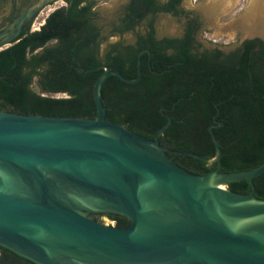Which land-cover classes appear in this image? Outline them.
<instances>
[{
	"label": "water",
	"instance_id": "water-1",
	"mask_svg": "<svg viewBox=\"0 0 264 264\" xmlns=\"http://www.w3.org/2000/svg\"><path fill=\"white\" fill-rule=\"evenodd\" d=\"M44 5L22 13L11 30ZM100 68L94 119L0 111V246L36 264H264V200L253 184L264 162L221 172L211 132L215 157L207 161L219 167L187 172L157 140L105 118L102 83L110 75L133 83L140 72L129 80L105 66L93 70ZM237 181L251 191H229ZM91 214L130 224L105 225Z\"/></svg>",
	"mask_w": 264,
	"mask_h": 264
},
{
	"label": "trees",
	"instance_id": "trees-1",
	"mask_svg": "<svg viewBox=\"0 0 264 264\" xmlns=\"http://www.w3.org/2000/svg\"><path fill=\"white\" fill-rule=\"evenodd\" d=\"M66 1L69 5L50 13L39 30L26 33L0 51V111L94 119L97 110L93 86L103 69H93L105 66L129 80L136 79L140 72V78L133 83L123 82L114 75L102 83L100 99L107 120L148 139V126L162 127L167 122L159 112L163 106L175 122L166 132L176 140L175 149L193 155L181 159L191 168L183 169L205 175L211 169L205 167L204 159L215 155L205 125L220 109L217 120L223 127L214 132L222 145L221 171H245L264 162V43L261 40L244 41L222 65L212 58L209 64L198 62L190 66L191 61L198 60L187 53L188 40L178 45L169 40L156 41L150 20L147 24L150 33L139 36L136 47L116 44L102 56L103 39L90 22L92 13L96 14L91 11L95 3ZM181 2L130 0L120 31L133 30L149 15H182L185 12L178 9ZM173 45L182 49L178 55L180 65H175L174 59L163 52ZM143 48H148L150 54H141L139 61L137 54ZM57 94L65 97H56ZM192 110L193 115L184 117L185 112ZM179 120L184 122L180 124ZM192 135L196 144L190 145ZM253 184L255 197L264 200V172L253 179ZM227 189L237 194L251 191L246 181L230 183ZM106 215L116 227L130 224L123 216ZM0 264L36 263L0 246Z\"/></svg>",
	"mask_w": 264,
	"mask_h": 264
},
{
	"label": "flooded vegetation",
	"instance_id": "flooded-vegetation-1",
	"mask_svg": "<svg viewBox=\"0 0 264 264\" xmlns=\"http://www.w3.org/2000/svg\"><path fill=\"white\" fill-rule=\"evenodd\" d=\"M42 1H45V5L43 6L42 10L45 9L49 5H54L57 3V1H62L63 4L62 6H59L57 8H54V10L59 9V8H64L67 7L69 4L67 3L66 0H0V42L9 40V43L7 47L11 46L12 44L18 42L26 33H30L33 31H36L35 28L33 27L34 21L39 15V13L42 11H39L36 15L26 18L19 29L11 30L13 23L15 20L25 11H27L30 8L38 6ZM88 3L94 2V0H87ZM130 2V1H129ZM95 3V2H94ZM182 3V2H181ZM129 4V3H128ZM127 4V5H128ZM95 7L96 5H93L91 8L92 12H95ZM178 9L182 10L185 12L184 9L181 8V4L178 6ZM53 10V11H54ZM52 11V12H53ZM51 12V13H52ZM49 15V14H48ZM46 16V18L48 17ZM171 15V14H170ZM151 16V15H149ZM173 18H180L185 16V22L182 25V30L172 36H162L158 37L156 35L155 29L153 32V37L156 41H163V40H169V41H174V45L181 44L185 39L188 40L186 44V51L187 53L193 55L198 61L190 62V66H194L198 64V62L201 63V65L209 64L210 60L212 58H216L217 63L220 65L224 64L225 61L227 60V57H229L232 53H234L240 46L241 44L246 41V40H253V39H259L263 43L264 41L260 39L259 37H255L252 39H244L241 42H239L235 47L229 48L226 50L224 47L218 46L216 43V40H211L208 38V36H203L204 38H207L211 40L213 43L211 46H205L203 42L200 41V38L198 37V34L201 32V24L199 21V17L197 15H192V14H182V15H171ZM97 13L93 14L90 16V22L93 24V26L98 30L99 38L103 39V42L100 45V55H104V53L110 49L111 46H114L116 44H120L123 47L127 46H133L136 47L137 45V40L139 36L145 37L148 33H150V29L146 26V29L143 33L138 32L136 30V27L133 30H127V31H120V29L124 26L122 19L124 16H121L119 20L116 23H112L108 30L104 32V27L102 24L98 22L97 19ZM45 18V19H46ZM45 19L42 24L45 23ZM41 24V25H42ZM40 25V26H41ZM40 28V27H39ZM39 28L37 30H39ZM196 28V29H195ZM133 34L134 35V41L132 43H124L122 40L125 35L127 34ZM201 34H204L202 31ZM112 39H117L115 42H109L108 40ZM106 44V47L102 50V45ZM171 46V47H166L163 52H165L166 55L171 56L174 59V64L175 65H180V62L178 61L179 58V52L182 49H178V46ZM5 47V48H7ZM3 49H0V51ZM149 53L150 50L148 48H143L141 49L138 54H137V59L140 61V56L143 53ZM150 66V65H148ZM137 69H140V62L137 64ZM141 76V73H140ZM59 95V94H57ZM164 107L160 106L159 107V112L164 115V119L167 120L166 124L162 127H156L155 126H146L147 128V134L146 137L150 140H157L158 144L166 149V155L171 159L175 164H177L179 167L187 169L189 168L188 165L183 163L181 159H184V157H192L193 155L191 153H182L178 150H176V140L173 138H169L168 135L166 134L167 130L175 125V122H173L172 116L167 112H164ZM183 114V113H182ZM194 111H187L184 113V117L193 115ZM220 116V109H217L214 115H212L211 121H207L205 125V132L209 136L211 142L214 144L211 132L213 133V136L218 143L220 147V151L222 148L221 142L219 139L216 138L214 130H219L223 127V123L219 122L217 119ZM184 121L179 120V123L182 124ZM194 136L192 135L190 145L196 144L195 140L193 139ZM174 142V143H173ZM215 148V144H214ZM196 158H199L198 156H194ZM215 155L211 158L204 159L205 167L210 168L211 171L217 169L219 167L218 162H214L212 164H209L207 160L213 159ZM188 162V160L186 159ZM186 162V163H187ZM187 166V167H186ZM191 170V168H189ZM222 170V163H221V153H220V171ZM210 172V171H209ZM222 172V171H221ZM92 219H94L97 222H101V219L97 215H89Z\"/></svg>",
	"mask_w": 264,
	"mask_h": 264
},
{
	"label": "rangeland",
	"instance_id": "rangeland-1",
	"mask_svg": "<svg viewBox=\"0 0 264 264\" xmlns=\"http://www.w3.org/2000/svg\"><path fill=\"white\" fill-rule=\"evenodd\" d=\"M130 0H94L97 19L104 27L106 32L112 23H116L121 16ZM162 2L165 0H161ZM62 1H57L54 5H49L43 9L34 21L33 27L37 30L43 23L44 19L50 14L54 8L62 6ZM253 6L261 9L264 15V0H182L181 8L186 14H194L199 17L201 24V32L198 34L200 41L205 46H211V40H216L220 47L226 50L235 47L243 37L246 36L244 29L245 23L250 22L246 14L252 10ZM254 17L250 18L253 19ZM263 25H264V17ZM153 21V27L158 37L172 36L182 30L185 22V16L173 18L170 14L158 13L155 16H147L140 24L136 26L138 32L143 33L148 22ZM248 27V24H247ZM208 36L211 40L204 38ZM261 36V35H260ZM253 38V37H252ZM249 38V39H252ZM260 38V37H259ZM260 39L264 41L262 36ZM115 42L117 39L108 40ZM124 43H132L134 35L129 33L124 36ZM106 44L102 45V50ZM105 50V49H104ZM56 97H65L64 94L56 95ZM99 216L101 223L105 225L115 226V222L110 220L106 214H93Z\"/></svg>",
	"mask_w": 264,
	"mask_h": 264
},
{
	"label": "bare ground",
	"instance_id": "bare-ground-1",
	"mask_svg": "<svg viewBox=\"0 0 264 264\" xmlns=\"http://www.w3.org/2000/svg\"><path fill=\"white\" fill-rule=\"evenodd\" d=\"M246 17L249 18V21H250L248 22V27L245 29L246 34L247 35L259 34L264 37V25H263V19H262L264 15L261 9L253 6L249 14H246ZM252 17L254 18L250 19ZM90 205H93V203H91Z\"/></svg>",
	"mask_w": 264,
	"mask_h": 264
},
{
	"label": "crops",
	"instance_id": "crops-1",
	"mask_svg": "<svg viewBox=\"0 0 264 264\" xmlns=\"http://www.w3.org/2000/svg\"><path fill=\"white\" fill-rule=\"evenodd\" d=\"M247 24H248V22L245 23V25H246L245 29L247 28ZM245 29H244V33H245L246 36L243 37V40H244V39H249V38H252V37H253V38H255V37H260V36H258V35H247L246 32H245ZM260 38H261V37H260ZM241 41H242V40H241ZM241 41H240V42H241Z\"/></svg>",
	"mask_w": 264,
	"mask_h": 264
}]
</instances>
